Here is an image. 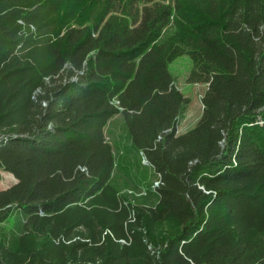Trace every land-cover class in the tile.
Returning <instances> with one entry per match:
<instances>
[{"label":"trees","instance_id":"1","mask_svg":"<svg viewBox=\"0 0 264 264\" xmlns=\"http://www.w3.org/2000/svg\"><path fill=\"white\" fill-rule=\"evenodd\" d=\"M0 168V264H264V0H0Z\"/></svg>","mask_w":264,"mask_h":264},{"label":"rangeland","instance_id":"2","mask_svg":"<svg viewBox=\"0 0 264 264\" xmlns=\"http://www.w3.org/2000/svg\"><path fill=\"white\" fill-rule=\"evenodd\" d=\"M176 29L175 18L172 17L169 24L164 28L162 37L165 38L172 35L175 33ZM192 67L193 62L188 54H182L176 57L170 64V69L175 76L177 86L183 94L190 99L183 119L178 125V132L180 133L192 128L198 122L204 108L203 95L207 89V84L189 81ZM125 131L124 121L119 115L113 117L106 127L108 138L117 148L127 142ZM120 155H122V152L117 153V162L121 161V163L113 173L112 182L118 186L122 192L127 193L132 200L145 197L146 190L141 184H138L140 179L144 177L141 173L145 171V168H141L139 159L134 156L127 155L122 158ZM16 181L17 178L14 174L0 168V190L11 186ZM14 226L15 221L12 219L2 222L0 223V233H7Z\"/></svg>","mask_w":264,"mask_h":264}]
</instances>
